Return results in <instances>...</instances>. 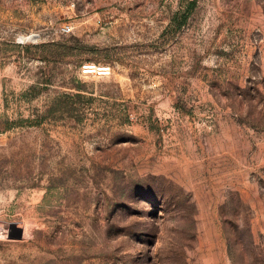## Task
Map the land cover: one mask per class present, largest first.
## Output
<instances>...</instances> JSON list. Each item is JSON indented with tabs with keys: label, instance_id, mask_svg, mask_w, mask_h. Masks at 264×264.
I'll use <instances>...</instances> for the list:
<instances>
[{
	"label": "rangeland",
	"instance_id": "374dc122",
	"mask_svg": "<svg viewBox=\"0 0 264 264\" xmlns=\"http://www.w3.org/2000/svg\"><path fill=\"white\" fill-rule=\"evenodd\" d=\"M0 264H264V0H0Z\"/></svg>",
	"mask_w": 264,
	"mask_h": 264
},
{
	"label": "built area",
	"instance_id": "2783aa9c",
	"mask_svg": "<svg viewBox=\"0 0 264 264\" xmlns=\"http://www.w3.org/2000/svg\"><path fill=\"white\" fill-rule=\"evenodd\" d=\"M65 31H69V28H66L65 29ZM100 69V67H98V69H97V74L98 75H107L108 74V69L107 70H99ZM85 72H88L89 73V68H88V66H84V69H83ZM101 71H107V74H100V72ZM93 73H96V72H93Z\"/></svg>",
	"mask_w": 264,
	"mask_h": 264
},
{
	"label": "bare ground",
	"instance_id": "6f19581e",
	"mask_svg": "<svg viewBox=\"0 0 264 264\" xmlns=\"http://www.w3.org/2000/svg\"><path fill=\"white\" fill-rule=\"evenodd\" d=\"M96 69H98V68H96ZM108 68H100L99 70H107ZM101 72H106V71H101Z\"/></svg>",
	"mask_w": 264,
	"mask_h": 264
},
{
	"label": "trees",
	"instance_id": "16d2710c",
	"mask_svg": "<svg viewBox=\"0 0 264 264\" xmlns=\"http://www.w3.org/2000/svg\"><path fill=\"white\" fill-rule=\"evenodd\" d=\"M190 5H191V7H193L195 5V2H192Z\"/></svg>",
	"mask_w": 264,
	"mask_h": 264
}]
</instances>
